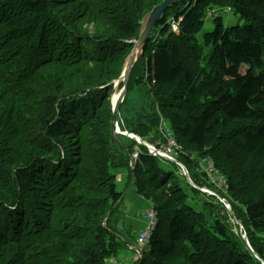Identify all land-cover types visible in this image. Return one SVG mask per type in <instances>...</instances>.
Listing matches in <instances>:
<instances>
[{
	"label": "trees",
	"instance_id": "16d2710c",
	"mask_svg": "<svg viewBox=\"0 0 264 264\" xmlns=\"http://www.w3.org/2000/svg\"><path fill=\"white\" fill-rule=\"evenodd\" d=\"M162 2L0 0V264H122L130 185L159 217L133 264H264V0H177L131 70L121 129L161 143L172 131L197 187L115 134L116 81ZM230 11L243 22L227 26Z\"/></svg>",
	"mask_w": 264,
	"mask_h": 264
},
{
	"label": "built area",
	"instance_id": "2783aa9c",
	"mask_svg": "<svg viewBox=\"0 0 264 264\" xmlns=\"http://www.w3.org/2000/svg\"><path fill=\"white\" fill-rule=\"evenodd\" d=\"M173 29L177 30L178 26L176 23H173ZM165 142L161 143L157 141L156 144H147L150 150V153L163 157L170 160H175L174 154L179 150V144L175 138V135L172 131H168L165 135ZM135 158L139 157V153L136 152L134 154ZM201 167L202 170L205 172L207 177L209 178L210 182L216 186L219 190L226 193L229 190V182L228 180L221 174L219 169L216 167L215 162L212 157L206 156L201 160ZM204 191L209 192L210 194H216L217 192L205 187L203 188ZM224 203L229 206L226 199H222ZM148 218L149 222L146 228L142 231L140 237H139V243L141 245H144L148 242L151 233L156 228L158 223V217L154 210H151L148 212ZM115 262V261H114Z\"/></svg>",
	"mask_w": 264,
	"mask_h": 264
},
{
	"label": "water",
	"instance_id": "95a60500",
	"mask_svg": "<svg viewBox=\"0 0 264 264\" xmlns=\"http://www.w3.org/2000/svg\"><path fill=\"white\" fill-rule=\"evenodd\" d=\"M177 0H163V2L159 5H157L148 15H146V17L144 18L143 21V27H142V31H141V35L138 39H134L133 42H135L134 47L131 51V53L129 54V56L126 59L125 62V67L123 70V73L121 75V77L116 81V85L114 88V94L112 96V104H113V113H114V124H117L118 118H119V110H120V105L123 102V100L125 99L126 93H127V86H128V82L130 79V74H131V70L134 66V64L137 62V59L139 57V55L142 53L143 48L148 40V38L150 37L154 27L156 26L158 20L163 16V14L165 13V11L167 10L168 7H170L173 3H175ZM123 82V87L118 91V85L120 82ZM118 93V97L117 100L114 101V97L115 95ZM116 135H118L115 132ZM185 168V170H184ZM183 168L184 171V175L186 176V178L188 179V181L195 186V184H193L189 174H188V170L186 167ZM197 187V186H195ZM232 212V210H230ZM244 239L246 241L247 244H249V239L247 237L246 234H244ZM264 263V262H263Z\"/></svg>",
	"mask_w": 264,
	"mask_h": 264
},
{
	"label": "crops",
	"instance_id": "0c3cea01",
	"mask_svg": "<svg viewBox=\"0 0 264 264\" xmlns=\"http://www.w3.org/2000/svg\"><path fill=\"white\" fill-rule=\"evenodd\" d=\"M126 174L122 173L120 176L125 177ZM120 177V185L121 187H126L127 181L124 179H121ZM126 197H128L129 200L125 201V205L122 209V218L121 221L118 223L119 231L121 230V233L123 235H127L131 233V228L134 229V233L136 232V236H138V233L144 229L145 222H147V218L145 216V213L147 210H149L152 207V203L145 198H143L141 195L138 194L136 188L134 185H130L126 190ZM142 212V213H141ZM128 220V226L130 229H126V222L125 220ZM136 246V245H135ZM134 261L136 259V255L131 257Z\"/></svg>",
	"mask_w": 264,
	"mask_h": 264
},
{
	"label": "rangeland",
	"instance_id": "374dc122",
	"mask_svg": "<svg viewBox=\"0 0 264 264\" xmlns=\"http://www.w3.org/2000/svg\"><path fill=\"white\" fill-rule=\"evenodd\" d=\"M222 16H223L224 22L227 26L243 22V20L240 18V16L238 14H236L234 11L222 12ZM214 27H215L214 17L208 16L206 21H205V25L203 27V30L198 34V38L202 39L203 35L206 32L213 30ZM207 50H209V49H207ZM118 181H120V180L118 179ZM119 187L122 188L121 185H119ZM125 200H129L128 197H126ZM125 222H126V224H125L126 229L127 230L130 229L128 226V220L127 219L125 220ZM134 229H136V227H134ZM134 229L131 228L132 232L127 234L126 236L124 235L126 237V239L129 241V245H125L123 248H121L120 252L118 254V259L122 262V264H133V262H134L131 257L136 255V253H137L136 247L138 246L137 236H136V232L134 233V231H135ZM144 249L145 250L149 249L148 243L145 245Z\"/></svg>",
	"mask_w": 264,
	"mask_h": 264
},
{
	"label": "clouds",
	"instance_id": "9594fccd",
	"mask_svg": "<svg viewBox=\"0 0 264 264\" xmlns=\"http://www.w3.org/2000/svg\"><path fill=\"white\" fill-rule=\"evenodd\" d=\"M175 23V22H174ZM115 125V124H114ZM115 132L118 134V135H120V134H123V135H127V136H130L131 138H135V139H137L138 140V142L140 143V144H144L148 149H149V147H148V145L147 144H156L157 142H154V141H147V140H144L142 137H140L139 135H137V134H135V133H133V132H129V131H127V130H122L121 129V127H120V125H119V122L117 121V124L115 125ZM179 149H180V145H179ZM179 151V150H178ZM178 151L174 154V157H175V160H170V159H166V158H163V157H161V158H163V159H165L166 161H173V162H176L179 166H180V168L183 170V168L185 167L183 164H181L178 160H177V158H176V155L178 154ZM136 152H138L139 153V157H140V151H135L134 153H132V158H131V165H135V163H136V160L139 158H135V156H134V154L136 153ZM151 154V153H150ZM151 155H153V154H151ZM153 156H155V155H153ZM184 170H185V168H184ZM183 173H184V171H183ZM186 177V176H185ZM202 190H204L203 188H201ZM206 192V191H205ZM208 193V192H207ZM212 195H215V196H217V197H219V194L218 193H216V194H212ZM221 198H223V197H221L220 196V199ZM153 207V206H152ZM150 208L149 210H147V212L145 213V216H146V218H147V222H146V225H145V227H144V229L146 228V226L148 225V222H149V218H148V212L149 211H151V210H154L155 212H156V210L154 209V208ZM228 210H229V208H227ZM230 210H232V209H230ZM229 210V211H230ZM231 212V211H230ZM231 213H233V210H232V212ZM156 214H157V212H156ZM157 217H158V214H157ZM158 222H159V217H158ZM157 225H158V223H157ZM242 226V225H241ZM156 228H157V226H156ZM155 228V229H156ZM144 229H142L139 233H138V236H137V241H138V246L136 247V251H137V254H136V259H138L141 255H142V253H141V249L143 248V247H145V245L147 244V243H149V240H150V238H149V240H148V242L147 243H145L144 245H141L140 243H139V237H140V235H141V233H142V231L144 230ZM154 229V230H155ZM154 230H153V232H154ZM152 232V233H153ZM152 233H151V235H152ZM151 235H150V237H151ZM111 261H112V263H114V260L111 258ZM117 262V261H116Z\"/></svg>",
	"mask_w": 264,
	"mask_h": 264
},
{
	"label": "bare ground",
	"instance_id": "6f19581e",
	"mask_svg": "<svg viewBox=\"0 0 264 264\" xmlns=\"http://www.w3.org/2000/svg\"><path fill=\"white\" fill-rule=\"evenodd\" d=\"M117 97H118V93L115 95V97H114V101L117 100Z\"/></svg>",
	"mask_w": 264,
	"mask_h": 264
}]
</instances>
